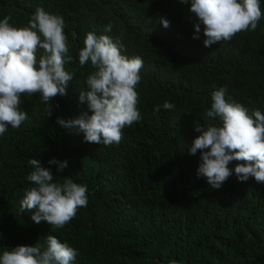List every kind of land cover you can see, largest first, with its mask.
<instances>
[{"label":"trees","instance_id":"obj_1","mask_svg":"<svg viewBox=\"0 0 264 264\" xmlns=\"http://www.w3.org/2000/svg\"><path fill=\"white\" fill-rule=\"evenodd\" d=\"M38 7L63 17L73 57L65 70L74 78L54 98L51 117L39 94L22 96L28 119L0 136V255L17 245L43 249L51 234L78 250L72 264H264V183L238 181L240 162L233 161V175L212 189L197 175L201 153L188 152L200 135L196 125L221 124L206 116L213 91L225 88L226 99L249 115L264 113V16L255 31L211 47L203 44V26L193 38L190 5L179 0H0V20L11 15L10 24L27 27ZM88 32L108 35L122 54L143 60L135 89L142 119L111 146L85 142L82 132L56 122L88 111L79 95L94 69L78 60ZM165 101L174 109L156 113ZM29 158L51 168L53 182L71 177L88 188L87 206L63 228L21 211L25 189L34 186ZM52 159L67 167L57 172Z\"/></svg>","mask_w":264,"mask_h":264},{"label":"clouds","instance_id":"obj_2","mask_svg":"<svg viewBox=\"0 0 264 264\" xmlns=\"http://www.w3.org/2000/svg\"><path fill=\"white\" fill-rule=\"evenodd\" d=\"M179 3L190 5L194 39L200 38L203 26L205 47L230 41L240 32L255 31L264 16L260 0H179ZM10 20L11 15L0 20V136L9 125L18 129L28 119L27 112L21 110L22 96L39 94L43 103L50 102L47 115L51 117L54 98L66 95L68 83L74 78V74L65 70V64L72 62L73 57L68 55L63 17L38 7L27 27H15ZM160 22L169 27L167 19L161 17ZM111 29L112 25H107L105 31ZM83 44L78 53L79 64L84 66L90 61L94 69L86 79L88 90H81L79 95L88 111L69 120L57 117L56 122L63 128L82 132L85 142L119 144L122 130L142 119L135 89L141 81L143 60L122 54L121 47L108 35L88 32ZM39 49H43L42 55L37 54ZM211 101L206 116L219 118L221 124L196 125L200 135L188 149L191 155L201 153L198 177L206 178L212 189H219L233 175L229 164L238 161L234 168L238 181L251 177L264 183V113L254 110L249 115L245 106L226 99L223 87L211 93ZM161 107L171 110L175 106L165 101L162 106H155V112ZM28 163L32 171L27 180L34 186L25 189L21 211L34 210L32 219L36 223L44 221L53 228H63L80 207L87 206L88 188L71 177H64L63 183L53 182L51 168L43 167L35 158H29ZM49 164H57V172L67 167V161L56 159ZM77 255V249L49 234L43 249L39 244L17 245L3 251L0 264H72ZM170 264L177 262L172 260Z\"/></svg>","mask_w":264,"mask_h":264}]
</instances>
